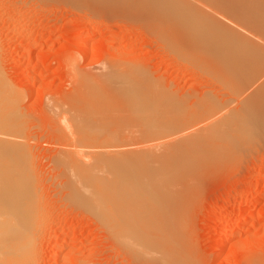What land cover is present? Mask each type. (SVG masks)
<instances>
[{"label": "rangeland", "instance_id": "374dc122", "mask_svg": "<svg viewBox=\"0 0 264 264\" xmlns=\"http://www.w3.org/2000/svg\"><path fill=\"white\" fill-rule=\"evenodd\" d=\"M156 1H152L154 6L152 4L151 12L155 10L156 4L160 11L163 9L161 12L156 9L154 14L143 7L146 6L145 3L140 4V2L137 3L139 5L134 4L129 8L115 0H0V75L2 74L0 77L8 82L9 86L6 85L11 90L10 94L22 95L18 105L12 107L10 106L11 102L7 100L6 92H4V106L1 104L2 107H0V118L3 120L1 126L13 128L12 131H8L16 136L15 139L19 138L18 141L28 149L34 187L37 188L39 185L36 205L39 206L38 212L41 213H39V219H41L38 220L41 222L37 221V225L35 224L38 233L35 238L37 241L35 252L33 251L34 256H32L34 259H32L33 262L30 261L32 264H264V121L260 119L262 117L264 119V104L262 102L258 103L259 105L256 104L260 110H255L256 117L253 115L255 119L250 114V116L244 117L246 121H242L245 122L242 123L243 126L241 125L244 127V131H247L246 128L249 127H252L251 130H253L255 126L258 129V132L253 131L255 135L248 130L251 136L247 133V138L249 137L251 140V137L254 136L257 139L259 134L258 137L263 140L258 138L257 140L262 144L258 142L257 147L253 146L252 150H249L250 152H245V157L241 150L236 149L237 151L235 150L233 153L237 156H234L233 153V156L226 153L228 159L223 154L226 159L217 156L215 161L203 163L201 166L204 168H199L200 171H198L201 173L195 176L189 175L187 172L183 174L181 161L173 160L170 148H173L174 143L182 136L190 134L188 132L167 140L150 142L148 145L140 147L127 149L121 147L122 154L133 150L136 156H146L145 159L131 165H115V167L111 163V165L103 164L104 166L100 164L92 169L98 174L97 176L101 175V177L107 175L112 177L111 173L116 170L117 166L120 167L119 171L122 169L128 171L126 167L129 170H155V176L151 181L154 182V185L159 186L152 195L156 208L164 215L165 219L168 216H173L176 218V222L172 225L173 228L171 225L170 228L165 226L161 230L162 232L155 231L146 238L149 239L148 242L151 241L152 249L147 247L149 253L141 252L142 246L135 242L131 247L133 250H130L120 241L119 236L116 238L117 235L113 232L115 230L112 229L113 226L110 223L111 218L107 220V217L101 212V198L99 197L101 195L99 193L93 196V191L90 188L89 190L85 188L81 191V196L79 193V195L73 194V191L68 192L67 188H64L65 182L70 179L71 170L66 165L63 169V164L59 165L55 162L59 152L66 149L63 144H66L64 145L66 147H71L67 146V143L70 144V140H75V138L77 140L80 138L78 143L81 140L83 141L80 144L85 143V136L86 139L91 138V131L89 130V132L88 129L93 123L91 127L93 126L94 129L93 127L92 129L96 132H92V136L98 133L100 137L104 134L101 138L105 139L101 140L97 135V137L95 136L96 139L98 138L97 142L93 137L91 139L94 141L91 139L90 141L95 142L92 143L93 145L98 142L108 143L109 148L112 143L109 140L111 135L116 133L117 128L115 123L111 124L110 119L107 122L102 120L105 122L104 125L103 122L99 124L100 119H97V114V117L91 116L92 107L88 106L91 111H87L91 113L85 112L88 104L85 102V105L84 100L78 97L84 89L78 85L81 80H79L80 73L85 77L92 75V82L97 81L96 84L99 85H103L104 79L105 83L108 80L106 84L120 86L125 85L122 80L127 83L134 82L136 79L135 70L149 64L150 70L155 71L154 75H159L167 82L174 83L173 86L178 93L199 88L198 90L202 92L212 90L211 92L214 93V90L216 94H220L219 96L226 94V89H220L221 85L219 87L214 73L209 74L210 71L202 70V68H200L202 72H199L200 69H194L195 66L196 68L199 66L197 67L196 61H192L193 55L190 56L189 53L188 56H185L186 53L183 55L180 50L181 54L178 52L179 55L177 52H171L176 51L177 48L169 49L168 45L171 42L168 43L162 35L171 36L180 32L182 37H184L183 35L192 37L198 33L195 25L197 16L193 15L189 9L192 0H187L190 2L186 3L188 8L181 5V0L175 1L181 7L175 6L176 4L173 2L175 7L167 13L169 15L172 13L174 21L165 24L167 28L164 25L163 30H160L162 27L159 29L158 22L160 24L162 16L167 15V9L164 10V8L168 5L165 6L167 2L161 1L162 4H160V1L157 3ZM152 2H148L150 6L146 3L149 8H152L150 4ZM141 6L145 8V11L151 13L152 19L151 16L148 17L149 13L144 10L148 18H142L145 14L142 13ZM156 12L163 14L156 15ZM153 14L161 16L160 20H158L159 17L153 18ZM219 18L226 21L223 19L224 17ZM163 19L165 18L163 17ZM176 19L178 21H175ZM236 19L238 18L236 17ZM225 23L233 26L230 22L226 21ZM92 31H97L98 34L85 40L84 37ZM204 33L205 36L213 35L211 31ZM171 45L173 46V44ZM197 48L199 50L202 47ZM109 64L113 71L115 70L114 72L110 70ZM203 71L205 72L203 73ZM88 77L86 80L89 82L91 78L89 77L90 80H88ZM82 78L84 79V77ZM118 79L121 80V83ZM86 80H83L86 85H93ZM88 85L83 91H88ZM76 86L81 91L77 90ZM72 93L75 98H78V100L75 99L77 103L71 98ZM230 94L229 98L237 97ZM226 98L229 99L228 94L223 99ZM238 99L235 98L230 102L232 107L228 105L230 109L234 107L233 112H237L235 109L246 108H242L240 99L238 103L235 102ZM70 102H74V105ZM242 102L246 103V101ZM81 103H84V106H81ZM77 104L80 107L77 106V108ZM260 105H263L262 108ZM226 108L223 110L225 111ZM64 112H67V115ZM124 112L122 111V113ZM145 114L148 117L153 116L150 112ZM78 115L79 119H82L81 121L78 119ZM60 116L61 119H59ZM67 117L73 124H75L74 122L77 124L76 120L80 121L75 127V132L72 128L74 125ZM85 117L92 119L86 120ZM95 121L98 122V125ZM81 122L84 125L87 123L85 125L88 127L87 130L81 128ZM109 125L111 128L108 129ZM58 126H61L60 129ZM101 126V129L104 128L103 130L100 129ZM241 126L238 127L242 129ZM61 128L71 134L68 135V132L65 131L66 134ZM78 128L83 132L84 137L79 135L81 132L77 133ZM112 128L115 130L111 131L112 133H107V130ZM124 128L126 129V126ZM192 131L190 132L193 133L194 131ZM105 135L110 136L108 140ZM125 136H127L126 133ZM125 136L121 138L122 140L120 139V142L118 139V141H114L118 144H126L129 140L124 139ZM129 137L130 135H128ZM131 138L133 139L131 142L137 140V138L134 140L132 136ZM256 141L254 140V142ZM72 142L74 144L77 141ZM100 148L105 150L106 145L104 147L102 145L99 149L93 148V151L96 152ZM110 148L109 150L112 151L113 147ZM113 154L106 156L110 162L114 160ZM229 156L233 158L226 161L229 160ZM223 158L225 160H221ZM89 161L88 157L83 163L89 165ZM169 169H174L175 172L170 176H161L162 171ZM202 169L203 171H201ZM143 180H147V178L143 177ZM36 184L38 185L36 186ZM244 216L250 218L239 222L240 218ZM229 227H234L233 231L226 236L223 235L225 228ZM144 239L136 237L132 240L142 243Z\"/></svg>", "mask_w": 264, "mask_h": 264}, {"label": "bare ground", "instance_id": "6f19581e", "mask_svg": "<svg viewBox=\"0 0 264 264\" xmlns=\"http://www.w3.org/2000/svg\"><path fill=\"white\" fill-rule=\"evenodd\" d=\"M115 1L126 7H132L134 6V4L139 5L137 4L139 2L140 4L145 3L144 5L146 6L143 7H146V10L149 9L147 11L151 12L154 6V2L152 1L155 0H147L148 2H152L150 3L151 6L153 4L152 8H149L150 5L146 0ZM157 1H160V4H162L161 1H164L165 3L167 2L165 6L168 5V7L164 8V10L167 9L166 13H169V11L175 6L181 7V5H184L187 7L186 3H190L187 2V0H181V5L176 4L175 1L178 0ZM173 2H175V6H173ZM146 3H148L149 6ZM191 3L192 4H189V9L192 11L193 15L197 16L195 18V25L197 27L198 33H196L192 37H187L186 35H183L184 37H182L180 36V32L179 34L177 33L176 35L171 36L162 34L164 35V39H166L168 43L171 42V44L175 46L173 47L169 43L168 48L171 50L177 48L178 51L177 49L176 51H171L175 53L177 52V55L181 53L183 55L186 53L185 56L189 53L190 56L193 55L194 58L192 61H196L195 63L198 64L197 67L199 66L198 68H196L195 66L194 69L199 70L200 68H202V70L210 71L209 74L214 73L213 75H216L214 76V78L217 77V79L215 80L219 82V87L221 85L220 89H226V91L224 90L226 94L223 95L225 96L228 94L229 98V94L231 93V96L234 95V97H240L239 99L240 104H242V108H246H239L238 110L235 109L237 112H233L234 107L233 109H230V107H232L230 105V102L233 99L236 98L237 100L238 98H226L224 100L223 95L222 98V96H219L220 94H216V91L213 90L214 93H212L211 89H209L211 91L202 92L198 90L199 88H197L191 91L187 90L188 92L181 91L180 93H178L177 89L173 86L174 83L172 84L171 82H167L165 78L159 75H154L155 71L153 69L150 70L149 64V67L148 65H144L135 70L136 79L134 82L127 83L122 80L123 84L125 85L120 86H114L110 83L106 84L108 80H106L105 83L104 79L103 85H99L96 84L97 81L92 82V75L91 77L89 76L91 80L86 75V77H88V80H90L89 82L93 83V85H91L86 80L85 75H81L80 73L79 77H81L79 78V80L81 79L83 81L85 79L86 82L91 85L90 86L87 84L88 91H83L85 90L87 85L85 84V81L82 82L80 80V82H78V85L80 88L81 86L84 88L82 90L83 92L81 91L82 88L79 89L76 86L77 90L79 89V91H81L78 97L84 100V103L86 102L88 104L87 107H92L91 109L93 113L87 112L90 110L89 107L85 112L91 113V116H98L97 119H100V121L98 120L99 124L103 122L102 120H105V122H107V120L109 121L110 119V122L112 121L111 124L115 123V125H117V128L112 125L114 128H116V130L114 129L116 133H113L111 135V139L109 140L110 143H114H109L110 147H113L112 151L114 152L109 150L111 148H108V143L103 144L102 142H98L96 143V145L92 144L98 141V138L96 139L95 136L97 137L98 135L99 137V134L97 133V135L94 134V136H92L96 131L93 130V126L92 129L91 125L93 123H91L88 131H91H89L91 133V138H95V142H91V138L89 137L88 139H86L87 137L82 134L83 132H81V130L79 129L80 127L78 126L79 131L77 133L79 134V132H81V134L79 135L83 137L85 136L84 140L86 142L80 144L83 140H81V142L79 141L80 143H78V140H80V138L78 140L75 138V140H72L77 141L74 144H72L73 142L71 140L70 144L67 143V146L71 147H66L64 146L66 144H63V147H65L66 149H63L59 152L57 161H55L59 165L60 163L63 164V166L66 165L68 169L71 170V174L69 175L70 179L65 182L64 188H67L68 192L73 191V194L75 195H81V191H83L85 188H87V190H89L90 188V190L93 191V193L91 192L93 196L99 193L101 195L99 196L101 198V212L107 217V220L108 218H111L110 223L113 226L112 229L115 230L113 232L116 233V238L119 236V238H121V240H119L130 250H133L131 249V247L134 242L136 244L139 243L142 246L141 252H145V254L147 252H150L147 250V247H150V249H152L151 241L148 242L149 239L146 238L155 231H161L165 226H169L170 228V225L172 226L176 222V218L173 216H168L165 219L164 215L159 211V209L156 208L155 201L153 200L152 195H154V191L158 189L159 186L157 184L154 185V182L151 181L152 177L155 176V170H129V168L126 167L128 171H123V169L119 171L118 168L120 167L117 166L116 170L114 172L112 171L111 173V175H113L112 177H109L108 175H105L106 177H101V175L97 176L98 174L93 172L94 170L92 169H94V167L96 168V166L98 167V165L100 164L105 165L110 163L114 164V166L131 165L139 160L145 159L146 156H136V153H134L133 150H130L129 153L122 154L120 151L122 150L121 147H123V149L140 147L142 145H148L150 142L155 143L162 140H167L178 134L183 135L189 132L190 134L182 136L181 139L177 140L174 143L173 148H170V154L173 160L181 161V168H183L181 172L183 174L187 172L189 175L195 176L196 174L201 173H198V171H200L199 168H204L202 167L203 163H211L213 160H216L215 157L217 156L220 158H225L226 153L232 155V153L236 149H239V151L241 150L245 157V152H250L249 150L253 148V146L261 143V141H259L261 137H258L260 136L259 134L256 137L257 139L259 138V140L255 139L254 136H252L254 139L251 137V140L249 137L247 138V133L251 136L249 132L253 133V135H255V132H258V129H256L257 127L255 126V128L253 126L255 130H251L252 127H249L246 128L247 131H244V127H242V121H246L244 118L245 116H250L251 114L252 117L254 113L256 114V111L258 110V108H260L259 106H256V104L259 105L261 102L264 104V0H192ZM157 5L158 4H156V8L154 7L155 10L151 13L155 14V11H157L156 9L160 11ZM141 9L142 13L145 14V16L142 14V18L147 17L146 13H144L145 8H142L141 6ZM160 12H158L159 14H157L156 12V15L163 14H160ZM225 12L230 15H225ZM151 13L148 14V17L151 16L152 19ZM168 13L167 15H163L162 18L161 16H154L153 14V18L159 17L158 20H160V18L161 20H163H160V24L158 22L159 29L162 27V29L160 30H163L164 25L170 24L168 22H172V20L174 19V17L171 16L172 13L171 15H169ZM174 14L176 15V13ZM163 17L165 19H163ZM219 17H224L223 19H226V21L233 24V26L235 25V27L230 26L229 23H225L226 21H222ZM236 17L238 19H236ZM175 21L178 20L176 19ZM173 23L176 24V22ZM165 26L167 28V25ZM206 31H211L213 35L205 36L204 32ZM96 34H98L97 31H92L84 38L85 40H87L94 37ZM197 47L202 48L198 50ZM179 50L181 51V53ZM110 64V70L113 71V68L111 67V65L113 66V64ZM200 71L201 69L199 70V72ZM204 72L205 71H203V73ZM0 76H2V74ZM82 77H84V79ZM6 82L7 81L0 77V107H2L1 104H3L4 106V92H6L7 100L11 102L10 106L14 107V105H18L19 101L22 98V95L20 96V94H10L11 90L8 87V82ZM119 82L121 83V80ZM75 88L74 90L76 91ZM71 98L74 100H78V98H75L73 93ZM239 99L235 102L238 103ZM242 101H246V103ZM84 103H81V106H84ZM228 105H230V107H228ZM251 105H254L255 107H252ZM77 106L78 104L76 105V107ZM78 107H80V105ZM250 107L253 109L250 110ZM225 108L226 110L229 109L232 112L227 113V111L229 110L224 111L223 109ZM262 110L261 112H263ZM119 111L121 113L122 111L125 112L121 114ZM246 111L249 115L246 114ZM146 112H150V114H153V116L148 117V115L145 114ZM224 112H226V114H223ZM219 113L222 115H220ZM65 114L67 115V112ZM218 114L219 117H217ZM254 116L256 117V115ZM69 117L71 118V116ZM69 117L67 118L69 119L71 124H73ZM90 117L85 118L86 120L92 119ZM246 118L247 121H249L248 117ZM262 118L260 119L264 121V119ZM59 119H61V116ZM79 120H76L77 124H79L82 119L80 121ZM94 120L89 121L92 122ZM105 122H103V125ZM74 123V127L72 128L75 132V127L77 126V124L76 122ZM122 123H126V125ZM2 124L3 120L0 118V264H27L32 259H34L32 256H34L33 251L36 248L35 243L37 241L35 238L37 237L36 234L38 233L35 226L37 225L36 222L41 219H39V206L37 207L36 205V197L37 195H39V185L36 184V186L38 185L37 188L34 187L35 183L33 181L34 179L32 178L33 175L31 174L32 169L30 167L31 165L29 161L28 149L20 141H18L19 138L15 139L16 136L13 133L9 132L13 128H3L1 126ZM96 124L98 125V122ZM238 124L240 126L242 125V129L238 127ZM254 124L257 123L254 122ZM81 125V128H85V130H87L86 128L88 127L85 126L87 125V123L84 125L81 122L80 126ZM119 125L124 126L120 127ZM109 126L108 129L111 128V126ZM125 126L127 130L124 128ZM60 127L61 126H58L59 129ZM105 127L107 128V126ZM101 128L102 126L100 127V129ZM114 130L113 128L109 131L107 130V133ZM60 131L62 132V130ZM65 131L66 130L64 129L63 132ZM190 131H192L193 133H191ZM66 132H68L69 135L70 132ZM125 133L127 134V136H125ZM103 135L104 134L100 135L99 139L101 138V136L103 137ZM122 135L125 136L126 138L124 139L129 140V142H127L126 144H118L116 141L119 140L118 142H120L122 140L121 138H123ZM128 135H130L129 138ZM131 136L134 137V140H136V138L137 140L131 142L133 140ZM109 137L106 136V140H108ZM102 139L105 138H101V140ZM91 140L94 141L93 139ZM254 140L257 141L254 142ZM88 142L89 144H86ZM102 145L103 147L106 145L105 150H103L104 148H100V150H97L96 152L93 151V148L99 149V147H102ZM107 149L109 150V152ZM101 150L103 152H100ZM113 153L116 155H114ZM109 154H113V157L111 156L112 158H114L112 162H110V160L106 157ZM223 154H225V156H223ZM233 155L237 156L234 153ZM227 156L226 158L228 159ZM232 156H229V160L226 161H230V159L233 158ZM88 157L90 158L89 165L83 163V161L87 160ZM224 158L221 160L226 159ZM64 168L65 166L63 167V169ZM184 168L188 169L189 171H186ZM201 171H203V169ZM174 172V169H169L166 171H162L160 174L161 176L165 177L172 175ZM143 177L147 178V180H143ZM248 218L250 217H241L239 222L245 221ZM40 222L41 221H39L38 223ZM233 228H225L222 234L226 236L228 233L233 231ZM39 235L41 236V234ZM136 237H143V239H145L142 243H140L141 241H133L132 239ZM145 247L147 251L145 250ZM31 262H33V260ZM31 262L29 264H32Z\"/></svg>", "mask_w": 264, "mask_h": 264}]
</instances>
